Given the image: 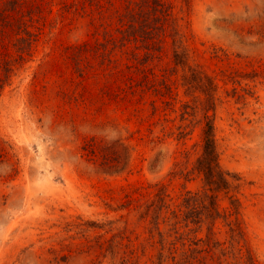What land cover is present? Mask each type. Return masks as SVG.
<instances>
[{"label":"rangeland","instance_id":"obj_1","mask_svg":"<svg viewBox=\"0 0 264 264\" xmlns=\"http://www.w3.org/2000/svg\"><path fill=\"white\" fill-rule=\"evenodd\" d=\"M160 253L264 264V0H0V264Z\"/></svg>","mask_w":264,"mask_h":264},{"label":"trees","instance_id":"obj_2","mask_svg":"<svg viewBox=\"0 0 264 264\" xmlns=\"http://www.w3.org/2000/svg\"><path fill=\"white\" fill-rule=\"evenodd\" d=\"M192 73L197 72L193 70ZM196 166L204 173L205 183L210 189H219L226 186L227 180L218 164L212 126L209 123L204 128L203 149L201 156L197 159ZM190 258L191 256L188 254L177 260L174 258V262L176 264H185ZM158 264H168L165 262V257L162 253L158 256Z\"/></svg>","mask_w":264,"mask_h":264}]
</instances>
